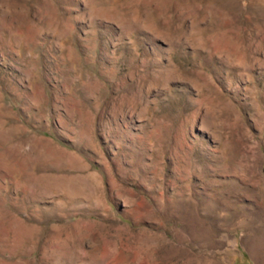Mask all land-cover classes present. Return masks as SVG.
Here are the masks:
<instances>
[{
  "label": "rangeland",
  "instance_id": "374dc122",
  "mask_svg": "<svg viewBox=\"0 0 264 264\" xmlns=\"http://www.w3.org/2000/svg\"><path fill=\"white\" fill-rule=\"evenodd\" d=\"M0 264H264V0H0Z\"/></svg>",
  "mask_w": 264,
  "mask_h": 264
},
{
  "label": "bare ground",
  "instance_id": "6f19581e",
  "mask_svg": "<svg viewBox=\"0 0 264 264\" xmlns=\"http://www.w3.org/2000/svg\"><path fill=\"white\" fill-rule=\"evenodd\" d=\"M145 4V3H144Z\"/></svg>",
  "mask_w": 264,
  "mask_h": 264
}]
</instances>
